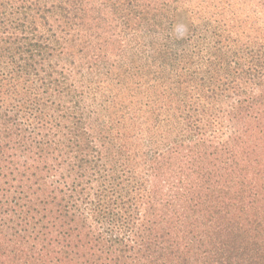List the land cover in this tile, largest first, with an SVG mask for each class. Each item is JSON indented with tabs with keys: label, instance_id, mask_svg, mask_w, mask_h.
Masks as SVG:
<instances>
[{
	"label": "trees",
	"instance_id": "16d2710c",
	"mask_svg": "<svg viewBox=\"0 0 264 264\" xmlns=\"http://www.w3.org/2000/svg\"><path fill=\"white\" fill-rule=\"evenodd\" d=\"M253 1L0 0V264H264Z\"/></svg>",
	"mask_w": 264,
	"mask_h": 264
},
{
	"label": "rangeland",
	"instance_id": "374dc122",
	"mask_svg": "<svg viewBox=\"0 0 264 264\" xmlns=\"http://www.w3.org/2000/svg\"><path fill=\"white\" fill-rule=\"evenodd\" d=\"M230 1L232 2L233 5H235L234 9H236V10H237V8H239V5H243L244 6V7L241 6V12L238 11L240 13L239 16H241L243 18L246 17L248 23H250L252 21L251 17H253L251 15V13L254 11L255 8L257 9L256 4L254 3V1L253 0H230ZM256 9H255V11H256ZM244 15H245V17H244ZM261 16L264 18L263 14H261ZM178 21H180L179 23H182V21H184V18H182V17L178 18Z\"/></svg>",
	"mask_w": 264,
	"mask_h": 264
}]
</instances>
